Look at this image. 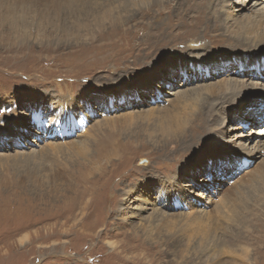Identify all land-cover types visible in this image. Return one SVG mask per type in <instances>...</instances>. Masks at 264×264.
<instances>
[{"label":"rangeland","instance_id":"374dc122","mask_svg":"<svg viewBox=\"0 0 264 264\" xmlns=\"http://www.w3.org/2000/svg\"><path fill=\"white\" fill-rule=\"evenodd\" d=\"M184 1L3 0L0 138L5 140L0 142V264H264L263 194L251 189L247 206L240 208L245 216L239 226L235 225L238 215L229 210L233 206L214 213L222 197H235L238 185L240 193H248L247 183L263 170L264 160L252 165V156L242 155L244 162L231 157L222 166H198L197 158L214 148L199 146L192 152L181 144L187 131H203L194 127H212L204 121L205 109H214L219 102L218 96L206 99L196 85L207 84L201 88L206 93L218 86L217 80L227 79V88L242 73L264 79V63L259 67L246 63L241 68L233 63L231 60L246 56L243 52L231 54L229 48L236 44L230 37L232 31L224 25L216 31L197 28L185 35L183 22L195 24L199 19L184 13ZM226 1L218 0L209 9L212 17L225 19ZM236 2L239 0L231 6ZM194 10L196 16L199 7ZM251 11L241 15L234 11L232 16L241 21L245 15L252 16ZM153 33L159 39L168 38L170 44L165 50H153L152 55ZM205 44L218 49L201 50ZM262 50L258 54L264 56ZM210 55L218 60L209 65L192 61ZM172 67L169 74L167 69ZM221 70L223 74L215 79ZM119 79L127 83L123 89L130 88L126 99L108 89L117 86ZM146 82H150L146 90L139 87ZM180 90L188 94L181 103ZM22 97L28 100L18 106ZM30 102L39 105L28 111ZM171 103L180 105L174 109ZM165 107L181 123L170 127L169 139L155 141L156 136L141 131L144 120L140 115L152 112L155 124ZM230 111L217 109L216 115H226L225 126L205 132L204 146L229 125L232 138H237L232 144L236 153L248 151L258 138L264 142V131L260 132L264 130V100L247 102L234 114ZM126 114L135 116L127 124L116 120ZM108 120L112 121L106 125ZM64 122L65 130L47 136L53 131L51 126ZM187 156L190 159L185 160ZM186 161L191 175L175 179L177 168ZM153 171H159L163 181L172 175L170 191H178L181 181L184 195L192 197L197 191L212 202L199 207L196 199L193 208L185 204V209L166 211L167 218L157 220L164 219V214L153 205L155 190L139 187L142 181L154 180L148 176ZM132 190L136 198L126 211L127 193ZM141 199L145 201L141 203ZM195 209L200 217L192 212ZM173 216L182 217L181 225L170 222L176 220ZM150 220L165 232L152 234L153 227L143 230L141 224L148 225ZM27 234L29 241L23 244L20 238ZM212 237L218 239L210 243ZM169 243L177 248L176 255Z\"/></svg>","mask_w":264,"mask_h":264},{"label":"bare ground","instance_id":"6f19581e","mask_svg":"<svg viewBox=\"0 0 264 264\" xmlns=\"http://www.w3.org/2000/svg\"><path fill=\"white\" fill-rule=\"evenodd\" d=\"M217 1L218 0H185L183 2L184 3V13L185 14L188 13L190 15V17H195L196 19H199V21L196 22L195 24L183 22V24L184 23L186 24L185 35H189V34L196 32L197 28H199V31L201 28L203 30L208 29L211 31H216V30L221 29L224 25V26H226V28L224 27L225 30H227V31L231 30L232 31V33L231 34L229 33V34L231 35L230 36L231 38L233 37V40L235 41V44H236V45H233L229 48V50L232 52L231 54L242 55V52H243L244 55L246 56V57H244V59H236V60L233 59L231 61H233V63L235 62L239 68H241V66L245 65L246 63L249 64L250 67L251 66L259 67V64L264 63V56H262L263 54H258V53H261L263 51L262 49L264 48V0L263 1H261V0H244V1L239 0V2H236L235 7L231 6L233 4L234 0H227L225 2L226 6H227V9L225 10V14H226V17L224 19L225 21L224 20L222 21L221 19H218L217 17H212V13H209V9L212 10L213 7H216L218 5ZM252 2H254V3H252ZM0 5H3V0H0ZM194 6L199 7V10L197 11L196 16H195ZM237 8H240V9H237ZM245 10H248V11L252 10L251 11L252 16L245 15L246 18L242 19L241 21H239L238 17L237 18L233 17L234 11H238V14L241 15L242 11H245ZM242 16H244V15H242ZM191 22H192V20H191ZM230 22H232V24ZM232 26H233V29L231 28ZM234 26H235V28H234ZM187 27H189V28L187 29ZM212 27H215V28L212 29ZM203 30H201V31H203ZM171 34H172V31L170 32L169 36H171ZM211 36H213V35H211ZM198 37H200V36L198 35L196 41L195 42L193 41L194 42L193 46L196 45V42L199 40ZM152 38L155 39V43L152 46V50H151L152 55L154 54V51L157 52L160 50H165L167 45L170 44L168 38L159 39L157 33H153ZM202 38L204 40L203 36H202ZM146 44H148V46H150L149 42H147ZM206 47H207V44H205L201 48V50H212L213 48L218 49L217 46L216 47L209 46L207 48ZM239 48H240V50H238ZM235 49H237V50H235ZM251 53H252V55H254V58H256L260 55H261V57L258 58L257 60H251L250 58H248V57L252 56ZM220 54L224 55V53H220ZM148 56H151V55H148ZM150 59H151V57H150ZM225 59H226L225 62H229V60H227L226 57H225ZM146 60H149V58H146ZM215 60H218V59L211 58V55H210V57L209 56H206L204 58L199 57L197 59H193L192 61L203 62L202 63L203 65H209ZM186 65L187 64L183 65V67H185ZM179 67L180 66H176L175 68H178L177 70L181 71L180 74L183 77H188L187 74L185 73V70H183ZM228 68H229L228 66H224L225 70H228ZM222 70L217 71V73H215V75H214L215 79L219 78V76H221L223 74ZM167 71L169 72V74H171L172 71H174L173 67L168 68ZM181 75H179V77ZM176 76L177 75L175 74L174 78ZM240 78H241L240 80H231L230 82H228L226 84L228 86L227 88L225 86V81L227 79L217 80L218 86L215 89H211V90L207 91L206 93H204L201 90V88L206 86L207 84L196 85L198 90L203 94V96L206 99H208L210 96H218V99H219V102L215 106L214 109H205L204 121H206L212 127L211 128L194 127L195 129H201L203 131H201V133L194 132V131H190V132L187 131L186 134L184 135L183 139H182V143H181L182 147L185 149H188L192 152H195V150L199 146H201L204 149L205 147L211 145L214 148L212 150H206L204 152V154H201V156H199L197 158L198 159V166H200L204 163L210 164L213 167L222 166L224 164V162H226V161L228 162V159L231 157L236 158L237 159L236 162H244V161H242V157H241L242 155L252 156L250 159V162L252 165L254 164V162L258 161L259 159H260L259 162H261L262 159L264 160V142L261 141L262 138L256 139L253 142V146L250 147V149L248 151L241 150L239 153H236V151L234 150V147H233V145H234L233 142H236L237 138L234 137V138H236L235 140L232 138L233 129L230 127V125L227 127L226 132H222L220 136L219 135L214 136L213 140L208 141L207 144L204 146V144L206 143L205 139H204V133L205 132H207L208 130L214 131L217 128L215 126H219V128L225 126L222 124V120H223V118L225 119L226 115L222 117L219 114L218 115L215 114V112L217 111V109L219 107L221 108V110H226V109L230 108V109H232V111H230L229 113L234 114V113H237L242 108V106L245 105L247 102H250V101L262 102L264 100V79L257 80V79H254L255 77H250V76L247 78V77H245V75L243 73H242V77H240ZM149 83L150 82H146L144 84L139 85V87L144 88L146 90V87L148 86ZM185 84H186V82H185ZM125 86H127V83L123 79V80L119 81L117 86H113V87L108 86V89L111 90V92L116 93L118 95L117 98H119V99L125 98L126 99V97H128L127 94H129L128 90L130 88H126L127 89V91H126L125 89H123V87H125ZM138 89H140V88H138ZM183 89H186V88H183ZM182 90H180V91H182ZM180 91H178V92H180ZM178 92H177V94H178ZM133 95L137 96L136 94H133ZM183 96H185V97H183ZM178 97L180 98V103H181V101L183 99H186L188 97V94L182 91L179 93ZM27 100L28 99L22 97L21 102L19 103L18 106H21V104H23ZM190 100L192 102L194 101L193 99H190ZM49 101L52 102L53 100H48V102ZM41 103L44 104L43 100H41ZM180 103L177 105L175 103H171L173 107H171V106L170 107L176 109L180 105ZM36 104L39 105V103L30 102V104H28V106H27L28 111H31L32 107ZM43 104H40V106H43ZM51 105H52V103L50 104V106ZM186 105H188L187 102L184 104V106H186ZM170 107H165L162 109L164 114L156 116V118H155L156 123L155 124L153 123L154 119L152 117V112H151V114H148V115H144V114L140 115V113H139L138 115H140V118L145 121V122L142 121V124L144 126L141 128V131H145V132L152 134L153 136H156V138L154 139L155 141L160 139V137L169 139L168 133H169V135H172L170 127L178 126V124L181 123V121L178 119V117H175L170 113ZM132 116H135V114H126L124 117L116 119V120L122 121L124 124H127L128 118H130ZM174 118H177L178 120H174ZM231 118L232 117L228 118L229 123H230ZM116 120H114V121L116 122ZM111 121L112 120H108V121H106L105 124L107 125ZM66 123L67 122L51 126V129L53 131L48 133L47 136H52L53 132L56 131L57 129L65 130ZM39 127H41V128L43 127V124L41 121H39ZM173 131L176 132L175 129H173ZM263 131L264 130H260V132H263ZM262 134H264V132ZM175 138L177 140L179 137L177 135H175ZM4 140H5L4 138H0V142L4 141ZM159 143H160V141H159ZM171 144L174 145L175 141H171ZM230 145H232V147ZM227 146H229V147H227ZM241 146H243L242 143H241ZM118 153L119 152H116V154H118ZM174 153H175L174 155L178 154L176 151H174ZM178 155L180 157L182 156V154H178ZM188 159H190V156L185 157V160H188ZM212 162L216 165H213ZM259 162H257L256 165H258ZM187 163H188V161L185 162V166L182 164V165H180V167L177 168V176L178 177L175 176L174 177L175 179L180 180L181 177L186 178V177H189V175H191V172H192L191 171V165L190 164L187 165ZM189 163H190V160H189ZM255 168H257V166ZM247 172L251 173L253 171H247ZM160 174L161 173L159 171L158 172L153 171L151 174L149 172L148 176H151L154 180H149L148 182L142 181L141 184L139 185L140 188L144 187L145 191H146V188L147 189L152 188L153 190H155L153 194L156 195L157 199H156V202H153V205L155 206V208L157 209L158 212H160V213L163 212V214H164V219H157V220L164 221L167 218V215H165L166 211H176L178 209H185V208H183L182 205L186 204V206H187L186 208H193L192 202H195V205H196V202H197L196 199L200 200L199 204H197V206H199V207H203V206L207 205L209 202H212V200L210 198L203 199L202 194L199 195V193L197 191H193L192 197H190V196L188 197V196L184 195V193L186 191L184 190V188H182V186H184V185L183 184L181 185V181L177 182L178 191H170V185H171V182L173 180L172 175L169 174V176L168 177L166 176V179L163 181L160 179ZM148 178H150V177H148ZM148 184H150L151 186L149 187ZM240 187H241V185H238L235 188L236 194H235L234 198L228 199L226 197H222L216 206V211L214 212L215 214H221L224 212L223 207H228V205L230 207L233 206L234 209H229V210L232 212V215H234V216L238 215L237 219L235 220L236 226L241 225L242 218L245 216V211H243L240 208H242L243 206H247L248 201H249L248 195L250 194L251 189L255 188L256 190L260 191L261 194H263V196H264V190H263V187H264V166H263V170L261 172H259L258 174H255L254 177L249 179V181L247 183V187H249L248 193H240V191H239ZM175 188H174V190H175ZM133 196H135V193L133 190L129 191V193H127L126 199L128 200V203L124 206L126 211H128V209H130L132 207V204H133L132 202L136 198V197L134 198ZM129 201H130V203H129ZM143 201H145V200L141 199V203H143ZM254 204H255V202H254ZM254 206H256V205H254ZM255 208L256 207H254L252 209H255ZM129 211L131 213L134 212L133 208ZM192 212L200 213L197 209H195ZM185 216H183V217H185ZM200 216H201V213L198 214L197 217H200ZM206 216H208V217L211 216V213L206 214ZM173 217L176 218V220L170 221V222L174 225H177V224L181 225L180 218H182V217H177V216H173ZM178 219L180 220L179 222H178ZM152 223H153V221L150 220V224H148V225H145L144 223L141 224L143 226L142 229L146 230L148 227H153V230H150V233H152V234L154 231L155 232H165L164 230H161L162 227L159 224H152ZM217 239L218 238H216V237H212L210 240V243L214 242ZM161 240H164V238ZM20 241L23 244L28 243L29 235L27 234V235L23 236L22 238H20ZM169 245L171 246V250H172L173 255H176L177 254V248H175L174 245H172V243H169ZM227 252L230 254L231 250L229 249ZM240 254H242V253H240Z\"/></svg>","mask_w":264,"mask_h":264}]
</instances>
